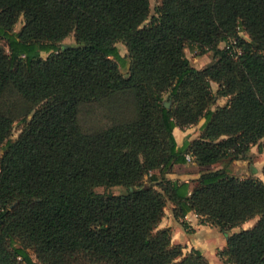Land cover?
Returning <instances> with one entry per match:
<instances>
[{
  "label": "trees",
  "instance_id": "obj_1",
  "mask_svg": "<svg viewBox=\"0 0 264 264\" xmlns=\"http://www.w3.org/2000/svg\"><path fill=\"white\" fill-rule=\"evenodd\" d=\"M149 1L0 0V264H209L159 227L167 202L176 220L192 212L224 234L256 218L217 255L264 264V167L263 180L163 175L186 153L204 166L264 152V0H159L150 19ZM71 32L76 46L63 45ZM186 44L212 61L195 68ZM11 93L34 110L15 140ZM216 96L228 100L211 109ZM85 104L105 108L103 123ZM201 119L178 146L173 129ZM113 186L125 193L95 191Z\"/></svg>",
  "mask_w": 264,
  "mask_h": 264
},
{
  "label": "rangeland",
  "instance_id": "obj_2",
  "mask_svg": "<svg viewBox=\"0 0 264 264\" xmlns=\"http://www.w3.org/2000/svg\"><path fill=\"white\" fill-rule=\"evenodd\" d=\"M158 4H159V0L149 1V8H150L149 19L152 15H154L155 7ZM149 19L145 22V24L149 21ZM21 27H22V18H20L19 21L15 24L14 31H19ZM238 36L244 41H249V37L243 30L242 26L238 28ZM0 44L7 51V46L3 39H0ZM62 44L66 46H76V42H75L74 35L72 32L62 40ZM223 45L224 44L221 43L220 47L222 48ZM116 46L122 56L127 55L126 47L122 41H118L116 43ZM184 52L190 64L194 66L195 68H202L212 61V52L201 53L200 50L193 44H186L184 48ZM47 54L48 53L42 52L41 57L44 59L47 57ZM121 71L124 72L126 75V71H127L126 69H121ZM217 87H218L217 83L210 82V91L213 96L216 94ZM227 100H228L227 97L216 96L213 99V102L210 108L215 109L216 107L223 106L227 102ZM5 101L8 107L10 108L11 115L13 117V124H12L10 139L15 140L18 137L23 125L27 121L30 120L34 110L33 109L31 110L30 106L27 103H25L24 101H22L21 99H19L18 97H16V95L12 93L6 95ZM105 113L107 112L105 111V108L103 106L102 107L94 106V104L92 105L85 104L81 109V114L83 118L91 120L92 123L96 122L97 124H99V122L103 123V121L105 120L103 118L105 117ZM201 123H202V119L197 124L191 125L189 127L191 129L189 136H192L189 140H193L199 137V135L201 134V128H200ZM173 135L174 137L178 138L179 142H181L182 138L180 136V133L177 132L176 134H173ZM3 151H4V148L2 146V148L0 149V156L3 153ZM263 167H264V152H259L257 149V145H253L251 146L249 153L244 157H239L237 159L226 157L215 164L204 165V166L198 165L192 158V160L185 161V163L183 164H179V165L174 164L163 175L165 176L166 179H169L168 178L169 175L173 173L175 174V177H176L175 179L180 180V181L187 180V181H190V183H192L199 177V175L202 172L219 170V171H223L227 173L228 175L239 177V178L257 177L263 180V176H262ZM150 173L158 174V170H152L150 171ZM143 184L145 187H153V188L158 189L157 187L158 182L149 181L147 176L143 177ZM95 191L101 194L109 192L114 195L125 193V189L122 186H113L107 189L103 187H96ZM172 208H173V205L167 202L164 207V214H163V217L160 223L162 227L159 226L160 228L167 226V222L171 220L173 223H177L181 228L185 230V232L188 233V232L193 231L192 224L200 223V218H198L196 215L195 216L191 215L189 218H186L185 216L184 219L182 220H176L173 217ZM181 221H184V223L186 224V228H184L181 225ZM252 221L253 219L245 222L244 225L242 224L241 226L236 227V230L243 229V227L245 229L250 228L254 224V222ZM232 233L234 232H231L230 230L226 232L225 235L229 236ZM183 253L186 254L187 252H184L183 250Z\"/></svg>",
  "mask_w": 264,
  "mask_h": 264
},
{
  "label": "crops",
  "instance_id": "obj_3",
  "mask_svg": "<svg viewBox=\"0 0 264 264\" xmlns=\"http://www.w3.org/2000/svg\"><path fill=\"white\" fill-rule=\"evenodd\" d=\"M177 132L180 133V136L182 138L181 142H179L178 138L175 137V141L178 146H181L185 139L189 140L192 137L189 136L191 132V129L189 127L184 128L183 130L176 127L173 129V134H176ZM168 178L171 180H177L175 179L176 177L175 174L173 173H171ZM191 215L195 216V214L189 212L186 215V218H189ZM255 221L256 218L253 219L252 222ZM159 226L162 227L161 224ZM165 227L171 228L172 231L171 242L173 244L181 245L183 247L184 252L188 253L190 252L191 249H195L198 250L206 258L209 264H227L224 263L218 257L217 250L222 249L225 246L226 239L228 236H226L218 228L201 223L192 224L193 231L187 233L177 223H173L171 220L167 222V226ZM243 229L245 228L243 227ZM238 231L239 230H236V228L235 229L233 228L231 230V232H238Z\"/></svg>",
  "mask_w": 264,
  "mask_h": 264
},
{
  "label": "built area",
  "instance_id": "obj_4",
  "mask_svg": "<svg viewBox=\"0 0 264 264\" xmlns=\"http://www.w3.org/2000/svg\"><path fill=\"white\" fill-rule=\"evenodd\" d=\"M226 48L229 51V54L233 55L234 57H237L240 54V49L235 46L234 40H229ZM184 157L186 161L192 160V156L189 153L184 154Z\"/></svg>",
  "mask_w": 264,
  "mask_h": 264
}]
</instances>
